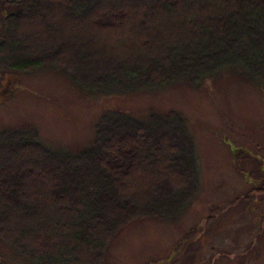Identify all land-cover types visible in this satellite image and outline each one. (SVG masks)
Wrapping results in <instances>:
<instances>
[{"label":"trees","instance_id":"trees-1","mask_svg":"<svg viewBox=\"0 0 264 264\" xmlns=\"http://www.w3.org/2000/svg\"><path fill=\"white\" fill-rule=\"evenodd\" d=\"M155 1L167 6L173 2L62 0L56 4L63 11V18H59L37 8L33 9L34 14H29L28 0H0L3 7L11 9V13L2 12L0 21V62L7 69L23 73L49 66L64 72L79 88L103 95L149 91L177 81L201 85L214 75L235 68L249 71L254 80L264 83V0H199L200 5L191 0L187 8L171 14L169 19L157 9L148 14ZM70 6L75 9V21L63 25L68 21L64 17ZM117 14L124 16V21L118 23ZM182 16L183 20H178ZM96 20L104 27L116 26L127 35L115 40L114 47H108L103 36L90 34ZM166 20H170L169 30L152 33ZM56 23L67 29L48 33L47 27L54 29ZM22 34L37 43L28 42L26 47H32L39 56L27 58L12 53ZM208 49L214 52L204 53ZM83 52L88 61L98 56L99 66L92 69L80 63L77 57ZM163 129L176 131L185 150V172L179 173L167 163L166 157L181 152L173 149L165 138L159 139L161 162H151V157L145 154L142 145L145 130ZM114 130L122 134L120 139L113 138ZM23 149L39 159H22L14 152ZM136 150L141 152V158L135 161ZM42 158L49 164L43 163ZM117 161L125 169L130 168V180L113 164ZM51 163H55V173ZM92 167L99 171V176L93 172L79 178ZM198 167L186 120L169 111L150 110L144 119L108 112L96 123L91 144L77 153L48 150L32 129L1 131L0 215L4 218L0 220V241L31 264H102L107 244L125 225L143 218L172 221L192 203L199 188ZM32 169H35L32 180L46 181L54 175L65 178L50 188L30 182L31 178L15 185L22 173ZM67 172L72 173L71 182L65 175ZM149 173L165 175L160 182L147 184ZM174 180H179L182 186L175 187ZM63 186L68 190L54 193ZM72 190L75 195L83 194V199L66 201ZM156 193H161L163 199L149 200ZM97 209L100 212H94ZM13 215L34 225L42 236L43 250L32 248L35 236L22 228Z\"/></svg>","mask_w":264,"mask_h":264},{"label":"rangeland","instance_id":"rangeland-1","mask_svg":"<svg viewBox=\"0 0 264 264\" xmlns=\"http://www.w3.org/2000/svg\"><path fill=\"white\" fill-rule=\"evenodd\" d=\"M60 1L62 2L54 0V5H50L41 0H28V13L34 14L37 8L63 18V11L56 5ZM190 1L173 0L170 6L155 1L148 14L157 9L169 19L171 14L187 8ZM196 4L201 3L196 0ZM6 11L11 13L10 8L0 4V17L1 12ZM67 12L64 18L68 21L63 25L75 21V9L70 6ZM152 16L153 14L150 15ZM123 17L117 14V22L121 19L124 21ZM200 17L202 16H196L197 19ZM127 19L128 16L125 21ZM178 20H183V16ZM169 21L162 22L152 33L169 30ZM246 23L250 25L247 18ZM63 25L56 23L54 29L47 27L46 30L48 33H61L67 29ZM235 26L239 28L236 22ZM90 34L103 36V43L108 47H114L115 40L127 35L118 27H104L97 20L92 25ZM28 42L30 45H37L24 34L19 36L12 53L27 58L39 56L33 52L32 47H26ZM84 52L77 57L80 63L92 69L99 66L98 56L88 61ZM213 52V49L204 51ZM200 55L198 53L197 58ZM2 89L5 92H0V132L32 129L44 147L54 152L77 153L88 147L93 140L96 123L108 112H121L136 119H144L150 110L158 113L169 111L186 120L199 166V188L195 198L175 220L143 218L125 225L107 244L102 264H264V203L259 211L258 199L241 198L250 190V185L246 184L243 176L253 169L256 158L252 155L264 159V83L254 80L249 71L243 68L222 71L201 85L177 81L149 91L103 95L79 88L64 72L49 66L23 73L4 68L1 64L0 91ZM145 131L142 145L145 154L151 157L150 161L156 164L161 162L159 139L165 138L174 146L173 149L181 152L178 156L169 159L166 157L167 163L175 167L177 172H185V150L179 143L176 131ZM121 135L115 130L112 133L114 139H120ZM231 147L234 149L233 153L230 151ZM242 150L246 151L245 156ZM14 152L22 159L36 158L25 149ZM140 156L141 152L136 150L133 159L136 161ZM42 162L47 163V160L43 159ZM113 164L124 173L126 179H131L130 168L125 169L124 164L119 161ZM50 168L53 173L56 172L55 163H51ZM35 169L22 173L15 185H20L25 178H31L30 182L50 188L58 180L65 178L61 176L59 179L54 175L46 181L38 178L32 180ZM90 169L84 170L79 178L87 177L93 172L95 176L99 174L95 168ZM16 170L20 171L18 168ZM65 175L69 176V182L73 180L72 173L67 172ZM164 175L165 173L160 176L149 173L146 183L160 182ZM173 184L175 187L182 186L179 180H174ZM67 190L68 187L63 186L54 193ZM71 192L66 195V201L83 199V194L75 195L73 190ZM162 199L161 193L149 196L151 201L159 202ZM236 199L239 200L233 204ZM251 202L255 207L258 206L256 211H250L252 204L245 210ZM221 209L225 211L221 212ZM94 212L98 213L100 210ZM13 217L22 228L35 236L32 248L43 250L42 236L37 233L34 225L28 220L23 222V219ZM2 218L4 217L0 215V220ZM62 225L65 224L62 222ZM46 236L51 240L50 235ZM0 264L31 263L0 241Z\"/></svg>","mask_w":264,"mask_h":264},{"label":"flooded vegetation","instance_id":"flooded-vegetation-1","mask_svg":"<svg viewBox=\"0 0 264 264\" xmlns=\"http://www.w3.org/2000/svg\"><path fill=\"white\" fill-rule=\"evenodd\" d=\"M0 92L4 93L5 91L2 89ZM257 158L259 160H257V162L254 164L253 169L245 173L247 175L246 177L248 178V180L246 181L250 185L251 191L249 190L248 193H246V195L244 196V198L251 200L258 199V206L260 211L262 203H264V159H261L260 156H257ZM249 205H251V208L249 206L250 211H256L258 209V206L255 207L254 203L252 202Z\"/></svg>","mask_w":264,"mask_h":264}]
</instances>
